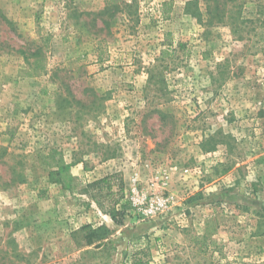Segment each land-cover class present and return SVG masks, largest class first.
<instances>
[{
	"label": "rangeland",
	"instance_id": "1",
	"mask_svg": "<svg viewBox=\"0 0 264 264\" xmlns=\"http://www.w3.org/2000/svg\"><path fill=\"white\" fill-rule=\"evenodd\" d=\"M139 259L264 264V0H0V264Z\"/></svg>",
	"mask_w": 264,
	"mask_h": 264
},
{
	"label": "trees",
	"instance_id": "2",
	"mask_svg": "<svg viewBox=\"0 0 264 264\" xmlns=\"http://www.w3.org/2000/svg\"><path fill=\"white\" fill-rule=\"evenodd\" d=\"M164 6H169V3H164L162 7ZM169 12L162 13V18L166 19L168 16ZM63 162V161H62ZM63 165L60 166V170L56 173L52 174V178L59 182L64 189L68 190L72 194H77L80 196H89L92 198L98 205L101 206V199H109L110 201L113 202L112 208L110 209L112 212L116 211V204H118V201H115L113 197H116L117 194L114 192V179H116V176H108L93 182H90L83 176H78L75 175L73 172L70 171L69 166H67L66 163H61ZM120 191H123L124 185L123 183L118 184ZM114 200V201H113ZM207 229H206V234L201 236V237H194V242L199 244L197 239L201 240L202 246H200L197 251L198 252H205V247L207 245V240L208 237L216 233L215 229H211L213 227V223H208ZM89 227L86 229L82 230V232H88ZM102 229L100 228L99 230H92L90 233L96 234L97 231H101ZM212 230V231H211ZM89 233V232H88ZM89 233V235H90ZM88 235V236H89ZM90 242H94L93 237L89 239ZM208 248V247H207ZM135 264H149L148 262L143 261L142 259H139Z\"/></svg>",
	"mask_w": 264,
	"mask_h": 264
}]
</instances>
